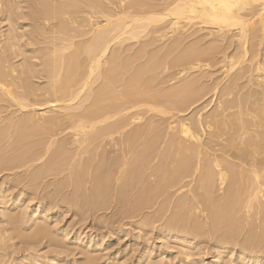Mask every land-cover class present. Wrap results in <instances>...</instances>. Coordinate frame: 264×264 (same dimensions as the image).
I'll return each instance as SVG.
<instances>
[{
	"label": "bare ground",
	"instance_id": "bare-ground-1",
	"mask_svg": "<svg viewBox=\"0 0 264 264\" xmlns=\"http://www.w3.org/2000/svg\"><path fill=\"white\" fill-rule=\"evenodd\" d=\"M0 14V171L20 172L0 180V251L19 221L24 245L55 249L23 248L19 264H70L69 241L82 264H113L120 250L103 261L104 245L128 225L129 243L143 242L136 263L168 264L142 236L188 251L222 225L229 235L212 245L235 253L224 264H257L247 252L264 251V0H0ZM63 204L83 217L115 209L92 217L110 236L51 226ZM187 253L175 263L196 264Z\"/></svg>",
	"mask_w": 264,
	"mask_h": 264
},
{
	"label": "rangeland",
	"instance_id": "rangeland-1",
	"mask_svg": "<svg viewBox=\"0 0 264 264\" xmlns=\"http://www.w3.org/2000/svg\"><path fill=\"white\" fill-rule=\"evenodd\" d=\"M0 18H2V15L0 14ZM26 20H24L23 21V23H27V22H25ZM22 22V21H21ZM27 29H28V27H27ZM6 30V27H5V23L4 22H0V32H4ZM165 44H167V43H162V42H159V43H157L156 44V46L157 47H160V48H162ZM133 45V46H132ZM134 45H136L135 47H134ZM132 47H134L135 49L138 47V44H135V43H133V44H131L130 45V50H131V48ZM134 48H132L133 50H134ZM163 51V50H162ZM131 52L132 51H130V53L129 54H131ZM216 70H214L213 69V72H215ZM216 75V74H215ZM215 75H214V77H215ZM217 76V75H216ZM169 85V84H168ZM18 152V153H17ZM19 152H21L20 150L19 151H16V153L14 152V154H19ZM12 154H13V152H11ZM37 164V165H36ZM35 164V167L36 166H39V164H41V162L40 163H36ZM21 171V170H20ZM1 172H3V173H1ZM20 172L19 171H12V172H6V171H0V180H2V181H4V179H6L7 177L9 178V179H11L12 180V178H13V176L12 175H17V174H19ZM2 177H3V179H2ZM53 179V181H55V180H57L58 178H55L54 179V177H51V176H49V177H47V179L45 178L41 183H39V187H38V192L41 194V192L43 193L44 191H47L48 189H49V187L47 186V184L45 183V180H46V182H52V180L51 179ZM2 181H0V183L2 182ZM190 182V181H189ZM23 183H24V181H23ZM7 187H10L11 185H10V183H8V184H5ZM40 186H41V188H40ZM46 186H47V188H46ZM6 187V188H7ZM19 187V188H18ZM17 187V189L15 188L14 189V191H15V193H16V191H19L20 189H22L23 187H24V184H21V185H19ZM189 187V186H188ZM188 187H186L187 189H189ZM42 188H44L45 190H43ZM183 189V194H186L187 193V195H189L188 194V190L187 189ZM52 189V187H50V190ZM43 190V191H42ZM68 190V191H67ZM67 190H65V193L66 194H69V191H70V189H67ZM187 190V191H186ZM10 191H12V189H10L9 191H7L6 192V195H10V201H11V198L13 197L12 195H14L15 193H14V191L12 192V193H10ZM49 191V190H48ZM181 192V193H182ZM10 193V194H9ZM218 195H219V193H218ZM26 196V195H25ZM30 199H28V201H29ZM173 201H175V197L172 199ZM0 201H1V199H0ZM9 201V204H11V202ZM28 201L26 200V202H25V206H28L27 207V209H24L25 211L26 210H30V208L32 207V204L35 202V201H33L32 202V200H30V202L28 203ZM7 205V206H5L4 208L5 209H11V207H9L10 205ZM0 206H2V205H0ZM69 206V205H68ZM112 206V205H111ZM171 207V206H170ZM14 208H16V207H12V210H14V212L15 213H11L12 215L13 214H15L16 215V211L18 212V209H14ZM0 210H1V207H0ZM61 211H60V216H59V220L57 221V223L56 222H52V224H51V226H53V224H54V226L55 227H57L58 226V228H62V229H64L65 231H67V232H69V234H70V236L68 235V237L69 238H71L73 235H74V233L75 232H79V229H80V232H82V235L84 236L85 234V232H86V230H88V229H92L93 231L92 232H96V233H99L98 235L99 236H97L96 238H98V237H100V235H104V236H106V235H108V236H110V240H109V242L108 243H106V245H104V247H106V251L104 250V251H102V253H101V255L102 254H106L105 256L107 257V255H108V257L109 256H112V257H114V255H113V253L116 251V252H118L119 250V253H124L123 254V256L122 257H119L120 255L118 254L117 255V257H118V259L115 261V259L113 260V264H116V262L118 263V264H120L119 262H121L122 264H132V262H134L133 264H138V263H136V261H138L139 260V249H140V247H141V245L143 244V242H141V237H140V235H139V239L137 238V239H135L136 240V243H135V240H134V243L135 244H137V245H139V246H137V245H135L134 243H132V242H130L129 243V241H128V239L129 238H131L132 237V235L133 234H136L137 232V230H135V229H133L131 226H129L128 227V225L126 226L125 225V229H126V227H127V229H131L132 231L130 232L129 230L127 231V233L126 234H124V233H122V235L123 236H115V235H112V234H110L109 235V232H107V230H104V228L103 227H101V226H98L96 223H98L97 221L98 220H101V219H103L104 217L106 218H108V217H110V215H111V213H112V211L111 210H113V209H107V211H106V209L105 210H103L102 212H97L96 214H94V216L95 217H97V218H100V219H98L97 221H95V219L96 218H93L94 219V221H92L93 219H92V217H94L93 216V214L92 213H94V212H92V211H89V213H91V214H89V213H84L83 215H84V217L82 216V213L81 212H76L73 208H71V206H69V207H67V205H65V204H63L62 205V209H60ZM115 210V209H114ZM113 210V211H114ZM74 211V212H73ZM101 211V210H100ZM106 211V212H105ZM27 212H29V211H27ZM255 212H257V211H251L249 214H250V216H252V217H254L255 215H257V213L255 214ZM75 213V214H74ZM190 213V212H189ZM189 213H187V216H188V214ZM81 214V215H80ZM90 216H89V215ZM102 214L104 215V216H102ZM168 214H169V212H168ZM168 214H166V216H168ZM9 215V214H8ZM11 215V216H12ZM100 217H99V216ZM170 215V214H169ZM191 215H194L193 214V212L191 211V214H189V216L191 217ZM81 216L84 218V219H82L81 218ZM86 216H88V217H86ZM196 216V215H195ZM87 219H86V218ZM102 217V218H101ZM193 217V216H192ZM88 218H89V220H88ZM6 219V216H5V214H0V221L1 220H5ZM82 219V220H81ZM92 219V220H91ZM139 219L140 218H137V219H135V221L137 220V221H139ZM253 219V218H252ZM83 220H85V222H82ZM86 220H88V221H86ZM136 221V222H137ZM252 221V220H251ZM18 222L19 221H17L15 224H13V226H14V228H13V226L12 227H10L11 226V224H7V227H9L8 229H9V231H7L6 233H5V235L7 234L8 235V237H6V238H8V239H6V238H4L5 240H3V243H2V245H1V247L3 246V248H4V250H5V252H4V250H3V248H2V251H0V253H4L5 254V256H4V261L7 259V257H8V260H7V264H19L20 263V261H21V255H23L22 253H23V248H33V249H35V251L37 252V254H47V255H49V254H52L54 251H55V249L53 248V247H48L47 246V242H46V239H44V240H41V242L39 241V244L36 246H33V247H31V245H29L30 247H28V246H26L27 244H26V241H27V238L25 237L27 234V232L25 231V230H23L24 228L23 227H21L20 229H19V227H18V225L20 224V222H19V224H18ZM90 222V223H89ZM86 223V224H85ZM208 223H210V222H208ZM21 225V224H20ZM69 225V226H68ZM92 225V226H91ZM75 226V227H74ZM94 226V227H93ZM98 226V227H97ZM244 226H246L245 224H243V226L241 225V228L243 229V227ZM69 227V228H68ZM251 226L249 225V224H247V226L245 227L246 229H241V228H239V229H241V232H239L240 233V235H242V236H240V238L238 237V240H240L241 238H243V236H244V234H246V231H247V229H249ZM6 230H8L7 228H6V224H5V227H4ZM12 230H14V236L13 235H11V234H13V232L11 231V229ZM71 228V229H70ZM216 228H219V229H216ZM216 228H214L216 231H217V233H215L213 230H211V229H213V227H211V225H210V228L208 229V231L205 233H203L204 235L202 236V234H201V236L200 235H197V236H200V237H196V239H195V237H194V239H192V249H190V250H188L189 251V253H187L188 251L187 250H182V248L180 249V247H178V246H176V244L174 245L173 243H167V241H166V243H167V245H166V243H165V240H164V238H162V237H160V236H158L157 234H155V232H153V236H154V239H153V236H152V232H150L149 234H145L146 236H142V241H143V239H148V237H149V239H148V245H150V249L152 248V249H156L157 248V252H159V251H161L162 253H163V255L161 256V257H157V254H155L154 252L152 253V256H151V258L152 259H155V260H157L158 258L159 259H161V258H163L162 260H164V258H165V260L167 261V263L168 264H174L176 261H177V258H184L185 256H184V254L185 253H187V254H189V259L188 260H193L192 258H194V260H193V262H195L196 264H221L222 262H223V264L226 262V261H228V262H232V261H234V257H235V253H233L231 256L228 254H222V255H217V249H215L216 247H214V245H212L213 243L215 244V242H216V239H218V238H216V237H218V236H220L221 237V235H222V237L225 235L224 233H226V232H224V231H227V229L225 228H223V226L222 225H220V226H218V227H216ZM82 229V230H81ZM222 229V230H221ZM224 229V230H223ZM261 229V230H260ZM16 230V231H15ZM71 232H70V231ZM78 230V231H77ZM95 230V231H94ZM97 230V231H96ZM230 230V229H229ZM260 231V232H262V233H264V227L263 226H261L259 229H257V231ZM20 231V232H19ZM219 231H223V232H219ZM244 231V232H243ZM9 232V233H8ZM22 232V234H20ZM103 232V233H102ZM128 232H130V233H128ZM214 232V233H213ZM26 235H25V234ZM72 233H73V235H72ZM101 233V234H100ZM219 233H220V235H219ZM228 233V232H227ZM226 233V236L227 235H229V234H227ZM10 234V235H9ZM127 234H128V236H127ZM131 234V235H130ZM206 234H209V235H206ZM224 234V235H223ZM23 237H22V236ZM95 234H93V236H94ZM143 235V234H142ZM149 235V236H148ZM216 235V236H215ZM10 236V237H9ZM29 236V235H28ZM92 236V237H93ZM113 236V237H112ZM131 236V237H130ZM206 236V237H205ZM209 236V237H208ZM211 236H213V238H211ZM13 237H16V238H13ZM21 237V238H20ZM25 237V238H24ZM115 237V238H114ZM125 237V238H124ZM155 237H157V238H155ZM202 237H205L206 238V240H204L205 238H202ZM215 237V238H214ZM13 238V239H12ZM19 238V239H18ZM151 238V239H150ZM159 238V239H158ZM210 238V239H209ZM237 238V237H236ZM25 239H26V241H25ZM60 239V238H59ZM113 239V240H112ZM116 239H117V241H116ZM118 239L120 240V241H118ZM123 239H127V240H124L123 241ZM213 239V240H212ZM9 242H8V241ZM10 240H12V241H10ZM24 240V241H23ZM29 240V239H28ZM115 240V241H114ZM138 240V241H137ZM151 240V241H150ZM153 240V241H152ZM155 240V241H154ZM162 240L164 241V243L162 244ZM204 240V241H203ZM5 241V242H4ZM87 241V237H86V235H85V239H84V242H86ZM150 241V242H149ZM196 241V242H195ZM202 243H201V242ZM206 241H207V243H206ZM73 241H69V242H67V245H70V246H72L73 248L75 247V244L74 243H72ZM204 242V243H203ZM4 243H6L5 245H4ZM24 243L26 244V245H24ZM28 243V242H27ZM69 243V244H68ZM120 243V244H119ZM29 244V243H28ZM119 244V245H118ZM132 244H134V245H132ZM154 244V245H153ZM160 244H161V248L162 247H164V248H162V250H160L161 248H159V250H158V246L160 247ZM178 244V243H177ZM194 244H196L198 247H193L194 246ZM200 244V245H199ZM205 244H206V246H208V247H206L205 246ZM13 245V246H12ZM34 245V244H33ZM74 245V246H73ZM119 246V248H117L116 246ZM127 245H128V247H127ZM133 246L132 248H131V246ZM169 245V246H168ZM221 244H219V246H220ZM4 246H7V248L6 247H4ZM135 246H137L138 247V249H134V247ZM154 246H156V248L154 247ZM171 246H174L175 248H172ZM226 246V244L224 245V246H220V247H225ZM229 246V245H228ZM72 247H71V249H68V251L69 252H67V250H66V252H65V255H64V252H63V254H62V257L64 258V262H70V264H72L73 262H74V260H75V263L77 264L79 261H81V259H83V257L81 256V255H78L79 253L76 251V250H73L72 249ZM103 247V248H104ZM172 248L173 250H171L170 248ZM203 247H206V248H204V249H202ZM111 248H112V250H111ZM123 248V250L125 249H127V251H123V250H121ZM167 248H169V250L166 252V250H167ZM178 248V249H177ZM198 248H200L199 250H200V252H198L199 250H198ZM236 248V247H235ZM7 249V250H6ZM131 249H133L132 251L134 252H132L131 251ZM174 249H176V250H179V252H180V250H182L181 252L182 253H176V252H178V251H176V250H174ZM202 249V250H201ZM209 249H211V250H209ZM58 251L57 252H61L62 251V249H57ZM63 250H65V248H63ZM71 250V251H70ZM137 250V251H136ZM195 251V252H193V251ZM21 251H22V253H21ZM74 251V252H73ZM112 251V252H111ZM136 251V252H135ZM185 251V252H184ZM206 252V253H208V251H209V253H208V255L206 254V253H204V252ZM211 251V252H210ZM213 251V252H212ZM217 251V252H216ZM73 252V253H72ZM109 252H110V254H109ZM126 252L128 253L129 252V254H127L126 255ZM131 252H132V254H131ZM164 252H165V254H164ZM169 252V253H168ZM183 252H184V254H183ZM264 251L262 250V251H260V253L259 252H257L256 250H254L253 252H247V259L249 258V257H252V256H254V255H260V257H259V259H258V262H257V264L259 263V264H263L264 263V253H263ZM176 253V254H175ZM195 253V254H194ZM198 253V254H197ZM202 253H204V254H202ZM4 254H0L1 256L2 255H4ZM6 254H7V256H6ZM68 256H67V255ZM72 254V255H71ZM132 255V257L134 258H132L131 257V255ZM135 254V255H134ZM137 254V255H136ZM178 254V255H177ZM198 256H197V255ZM213 254H215V255H213ZM104 255H102L101 256V259L102 258H105V260H107V258L104 256ZM154 255V256H153ZM178 257H177V256ZM181 255H183V256H181ZM194 255H196V256H194ZM202 255V256H201ZM234 255V256H233ZM66 256V257H65ZM125 256V257H124ZM126 256H128L129 257V261H128V258L126 257ZM174 256H176V257H174ZM214 256H215V258H214ZM217 256H218V258H217ZM225 256V257H224ZM229 256V257H228ZM233 256V257H232ZM6 257V258H5ZM80 257V258H79ZM111 257V258H112ZM116 257V258H117ZM173 257H174V259H173ZM199 257V258H198ZM231 257V258H230ZM261 257H263V258H261ZM62 258V259H63ZM70 258V259H69ZM130 258H132V259H130ZM167 258V259H166ZM197 260H196V259ZM214 258V259H213ZM229 260H228V259ZM124 259H127V260H124ZM147 261L146 262H148V259H149V257H148V259H147V256H146V258H145ZM171 260V262H170V260ZM175 259H176V261H175ZM220 259H221V262H220ZM2 260V257H0V261ZM78 260V261H77ZM103 261H105L104 259H102ZM122 260V261H121ZM133 260V261H132ZM164 260V261H165ZM202 260V261H201ZM218 260V261H217ZM223 260V261H222ZM4 261H3V263H4ZM14 261V262H13ZM16 261V262H15ZM77 261V262H76ZM127 261V262H126ZM145 260L144 259H142V261L141 262H144ZM169 261V262H168ZM214 263H213V262ZM247 261V260H246ZM245 261V262H246ZM2 262V261H1ZM24 262H26V261H24ZM220 262V263H219ZM74 263V264H75ZM81 262H79L78 264H80ZM98 263H100V261L98 262ZM102 263V262H101ZM110 264H112V261L111 262H109ZM251 262L249 261V264H250ZM24 264H26V263H24ZM58 264V263H57ZM82 264V263H81ZM84 264V263H83ZM143 264H145V262L143 263ZM176 264V263H175Z\"/></svg>",
	"mask_w": 264,
	"mask_h": 264
}]
</instances>
